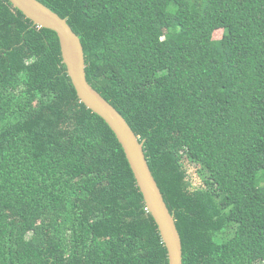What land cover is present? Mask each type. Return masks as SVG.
Segmentation results:
<instances>
[{"label": "trees", "instance_id": "obj_1", "mask_svg": "<svg viewBox=\"0 0 264 264\" xmlns=\"http://www.w3.org/2000/svg\"><path fill=\"white\" fill-rule=\"evenodd\" d=\"M39 1L78 34L88 82L143 141L183 264H264V0ZM0 264H168L126 154L80 101L56 32L10 0H0Z\"/></svg>", "mask_w": 264, "mask_h": 264}, {"label": "water", "instance_id": "obj_2", "mask_svg": "<svg viewBox=\"0 0 264 264\" xmlns=\"http://www.w3.org/2000/svg\"><path fill=\"white\" fill-rule=\"evenodd\" d=\"M35 25L56 32L66 71L81 102L101 116L115 133L133 171L168 252V264H183L181 236L150 169L143 141L123 115L88 82L84 48L78 34L65 18L39 0H10Z\"/></svg>", "mask_w": 264, "mask_h": 264}, {"label": "rangeland", "instance_id": "obj_3", "mask_svg": "<svg viewBox=\"0 0 264 264\" xmlns=\"http://www.w3.org/2000/svg\"><path fill=\"white\" fill-rule=\"evenodd\" d=\"M222 36V30H216L214 32V38L218 39ZM189 171L191 174V179L194 183H199V179L197 178V174H196V168H194V166L192 164H189Z\"/></svg>", "mask_w": 264, "mask_h": 264}]
</instances>
